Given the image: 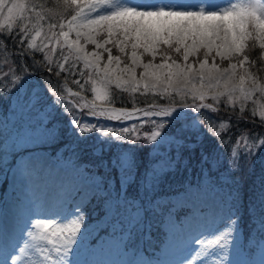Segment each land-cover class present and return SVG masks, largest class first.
I'll use <instances>...</instances> for the list:
<instances>
[{
	"label": "snow or ice",
	"instance_id": "obj_1",
	"mask_svg": "<svg viewBox=\"0 0 264 264\" xmlns=\"http://www.w3.org/2000/svg\"><path fill=\"white\" fill-rule=\"evenodd\" d=\"M50 2L0 0V54H6L0 63V94L10 93L26 75L39 70L45 74L44 87L52 103L67 114L81 138L97 133L109 142L151 146L149 165L139 173L130 154L111 161L122 181L135 178L146 193H154L159 177L174 167L176 161L169 153L175 149L179 156L188 136L183 128L174 134L165 132L166 118L177 109L198 114L196 123L216 138L233 170L239 167L241 153L250 159L264 145V111L248 107L257 98L264 101V0H156L139 6L127 0H57L58 13L52 12ZM250 47L255 49L252 54ZM111 88L144 95L146 100L152 93L153 101L170 99L177 107L168 110L154 102L142 108L110 107L115 98ZM89 91L91 101L86 96ZM225 109L231 110L225 114L230 125L225 128L227 137L208 123L212 116L203 119L209 111ZM9 113L28 124L20 143L58 136L56 125L48 126L52 114L38 92L18 93ZM84 117L123 126H98ZM232 119L260 131L233 132ZM7 123V117L0 119V129ZM20 172L32 176L36 165L22 161ZM75 174L87 182L77 188L71 207L60 214L62 219H32L27 239L13 252L8 251L11 233H0L4 257L0 264H95L80 261L75 249L86 235V205L92 201L99 203L94 221L99 226L97 244L102 243L107 254L119 255L116 264H195L212 248L220 252L213 264H248L233 237L234 219H228L214 239H194L213 222L193 208L200 192L186 188L151 199L119 190L113 195L101 179L83 169L77 167ZM186 209L190 215H182ZM69 218L70 228L63 223ZM156 232L162 240L154 239ZM190 242L199 248L180 258ZM260 256L259 264H264V236Z\"/></svg>",
	"mask_w": 264,
	"mask_h": 264
},
{
	"label": "trees",
	"instance_id": "obj_2",
	"mask_svg": "<svg viewBox=\"0 0 264 264\" xmlns=\"http://www.w3.org/2000/svg\"><path fill=\"white\" fill-rule=\"evenodd\" d=\"M56 4L57 0H51L49 5L54 13L61 11V9L56 7ZM5 35H7L6 32ZM248 51L252 54L255 52V49L250 47ZM4 55L6 54H0V63L3 62ZM25 59L27 60V57ZM43 75L45 74L39 70L30 73L10 93L0 94V118L4 119L7 117L10 121V123H7V128L3 127L0 129V143L6 134L3 131L8 128L19 130L24 127L25 122L19 121L17 117L9 113V108L16 95L21 91L38 92L46 105L49 106V111L52 114V119L48 122V126L56 125V128L59 130L58 136L54 140L34 142L32 146L29 145L26 148H21V150H43L49 155L60 154L75 165L82 163L84 169L90 175L98 176V179H101L109 187V190H113V192L110 190L113 195H116L119 190L122 194L128 193L131 196H139L141 199H151L154 195L161 196L165 193H171L175 189L181 188L184 184L208 178L220 185L227 195L229 206L233 211L232 215L235 220L236 229L239 232L238 245L244 249L242 251L244 260L248 261V264H258V261L261 259V237L264 236V145H261L250 159L246 154L241 153L239 156V167L237 170H233L229 164L226 151L220 147L216 138L210 135L203 126L196 123L197 113L190 117L168 119L169 123L165 130L166 134H174L178 129L183 128L188 133V136L185 146H182L179 152V156H177L175 149H172L169 153L170 158L176 161L174 167L159 177L154 193H146L135 178L131 181H122L116 169L111 167V161L116 159L120 154H130L137 162V173H139L149 165L151 160L149 153L152 151L151 146L137 147L135 145L121 144L118 141L109 142L106 139H102L97 133H91L81 138L73 129L67 114L52 103V99L44 87ZM69 87L72 86L69 84ZM75 90L73 88V91ZM112 94L115 95V98L108 105L110 107L132 108L135 105L136 108H142L146 107L147 103L153 102L167 109L177 107L176 102L170 99L158 98L153 101V94L150 93L147 94V100L144 95L121 92L114 88L110 89V95ZM86 96L90 100V91L86 93ZM179 99L177 97V100ZM256 100L259 102V107L264 109V101H261L259 98ZM213 106L216 107V105ZM237 108L239 107L237 106ZM230 111V109H225L224 111L218 110L217 113L209 111L208 115L204 116L203 119L208 120V116H212L213 119L209 120L208 123L214 126L217 132L227 137L228 133L225 131V128L230 125L227 123L225 114ZM84 119L88 123H96L98 126L101 124L112 127L123 126L104 119L95 120L91 117H84ZM221 122L224 123L221 124ZM232 124L235 125V127H232L233 132L241 128L254 129L256 132L260 131L259 129H255L254 125L250 123H244L243 121L237 123L236 119H232ZM191 126L197 129L192 131L189 128ZM94 143L101 144L102 153L99 156L92 155L90 152V146ZM189 144L192 146L187 147L186 145ZM14 154L15 151L12 153V156ZM209 160H214L215 164L210 165ZM4 164L5 162H2L0 158V170L4 167ZM219 172L224 173L226 178L224 181L217 180L221 176L218 175ZM110 183L112 186H109ZM86 211V218L93 212L99 215V203L92 201L86 205ZM154 239L159 241L163 239V236L160 232H156ZM88 241L92 243L94 238ZM75 249L78 253L79 249ZM148 250L150 252L153 251L152 248Z\"/></svg>",
	"mask_w": 264,
	"mask_h": 264
},
{
	"label": "rangeland",
	"instance_id": "obj_3",
	"mask_svg": "<svg viewBox=\"0 0 264 264\" xmlns=\"http://www.w3.org/2000/svg\"><path fill=\"white\" fill-rule=\"evenodd\" d=\"M127 2L139 6L145 3L156 2V0H127ZM160 2L168 3L170 0H160ZM181 2H184V0H181ZM89 99L90 100L88 101L93 99L91 92ZM258 103L259 102L256 100L255 105H249V110L254 107L257 113L264 111L263 108L259 107ZM237 106L239 107V105ZM194 114V112L187 109H177L166 119L190 117ZM225 118L227 120V117ZM223 123L224 122H221V124ZM4 127L7 128V124ZM22 128L24 131H21V128L19 130L8 128L3 131L6 132V134L3 136L0 143V158L2 162H5L4 167L0 170V233L5 235L11 233L12 246L8 249L9 252H13L16 247L27 239L25 232L29 230V225L32 219H62L63 217L60 214L66 213L71 207V203L76 196L77 188L83 186V184L87 182L86 177L76 178L75 170L77 167L83 169L82 164L75 165L70 161L64 160L60 156H51L43 150H21V148H26L29 145L32 146L34 144V142L20 143L19 137L25 135L28 124L25 122L24 127ZM189 128H191L192 131L197 129L194 126ZM95 144L96 143L90 146V150ZM14 151L15 154L12 156ZM22 161H30L36 165V173L32 176H27L30 181L20 172V162ZM83 170L86 171L85 169ZM218 175H221L217 178L218 181H224L226 179L223 172H219ZM88 176L98 178L96 175H90L89 173ZM202 181L203 187L201 188ZM70 182L73 185L71 187L69 186ZM109 186H112L111 183ZM29 187L31 191L30 196L28 194L29 191L27 190ZM186 188H191L192 190L201 193L200 198L193 203V208L200 209L205 217L213 221L211 224L200 229L199 235L194 236V239H199L201 237L214 239V236L222 231L226 226L225 222L228 219H234L232 215L233 211L229 206L227 195L220 185L208 178L184 184L181 188H177L175 191L165 193L163 195H172L183 191ZM110 190L113 192L112 189ZM190 214L191 210L189 209H186L185 212L182 213V215ZM97 218L98 215L95 212L90 213L89 217L86 218L89 225L84 229L86 235L80 239L77 245H75V248L79 249L77 258L82 262H95V264H116L119 259V255L107 254L102 251L104 245L102 243L97 244V239L100 238L98 233L99 226L94 224V221ZM1 219L3 220L1 221ZM70 219L71 218L63 221L68 228L71 227ZM233 237L238 244L239 232L236 229V225H234ZM93 238L94 241L89 243L88 240H92ZM198 248L199 245H196L193 242L188 243L182 250L180 258L186 259L192 256ZM219 254L220 252L216 248L208 249L205 255L201 253L203 256L199 257L195 264H213V260L218 258ZM240 256L244 259L242 252ZM3 258V255H0V259Z\"/></svg>",
	"mask_w": 264,
	"mask_h": 264
},
{
	"label": "bare ground",
	"instance_id": "obj_4",
	"mask_svg": "<svg viewBox=\"0 0 264 264\" xmlns=\"http://www.w3.org/2000/svg\"><path fill=\"white\" fill-rule=\"evenodd\" d=\"M54 173V172H53ZM69 176V175H68ZM28 178V177H27ZM65 178V177H64ZM51 179V178H50ZM28 180H29V178H28ZM33 180V179H32ZM25 181V180H24ZM23 181V182H24ZM30 181V180H29ZM44 182V181H43ZM26 183H27V181H26ZM35 183V182H34ZM30 184V183H29ZM63 184V183H62ZM39 185V184H38ZM46 185V184H45ZM55 185V184H54ZM27 186V185H26ZM31 186V185H30ZM34 186V185H33ZM58 186V185H57ZM62 187V186H61ZM74 188H75V186H74ZM32 189V188H31ZM34 189V188H33ZM57 189V188H56ZM28 191H29V196L31 195V191H30V187L27 189ZM39 190H41V189H39ZM74 190V189H73ZM37 191V190H36ZM43 191V190H42ZM68 192V191H67ZM72 193V192H71ZM35 194V193H34ZM52 194V193H51ZM68 195V194H67ZM70 195V194H69ZM45 197V196H44ZM47 199V198H46ZM48 200V199H47ZM39 205V204H38ZM40 209V208H39ZM48 211V210H47ZM4 219V218H3ZM3 219H1V221L3 220ZM6 224V223H5ZM2 229H3V227H2Z\"/></svg>",
	"mask_w": 264,
	"mask_h": 264
},
{
	"label": "water",
	"instance_id": "obj_5",
	"mask_svg": "<svg viewBox=\"0 0 264 264\" xmlns=\"http://www.w3.org/2000/svg\"><path fill=\"white\" fill-rule=\"evenodd\" d=\"M100 150H101V145L100 144H97L93 149H92V152L94 154H99L100 153Z\"/></svg>",
	"mask_w": 264,
	"mask_h": 264
}]
</instances>
